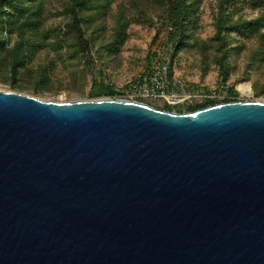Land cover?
Returning a JSON list of instances; mask_svg holds the SVG:
<instances>
[{
	"label": "water",
	"instance_id": "1",
	"mask_svg": "<svg viewBox=\"0 0 264 264\" xmlns=\"http://www.w3.org/2000/svg\"><path fill=\"white\" fill-rule=\"evenodd\" d=\"M0 264H264V100L0 88Z\"/></svg>",
	"mask_w": 264,
	"mask_h": 264
},
{
	"label": "trees",
	"instance_id": "2",
	"mask_svg": "<svg viewBox=\"0 0 264 264\" xmlns=\"http://www.w3.org/2000/svg\"><path fill=\"white\" fill-rule=\"evenodd\" d=\"M202 3L203 0H0V81L12 89L45 93L51 90V76L61 63L75 67L74 79L78 74L84 78L90 71L99 73L95 85L99 96L118 94L119 90L105 81L104 71L121 64L131 24H153L155 16L172 26L167 37L170 73L172 61L180 52L196 49L203 61L211 57L227 81L233 58L246 51V70L240 81L249 80L252 68L264 67V0H216L212 8L215 31L208 39L196 33ZM245 6L256 10L257 16L243 15ZM54 7L65 18L62 23L47 25ZM254 86L260 94L257 84ZM227 94L222 100L209 98L188 107L165 103L160 109L194 111L238 100L234 86L227 87Z\"/></svg>",
	"mask_w": 264,
	"mask_h": 264
},
{
	"label": "rangeland",
	"instance_id": "3",
	"mask_svg": "<svg viewBox=\"0 0 264 264\" xmlns=\"http://www.w3.org/2000/svg\"><path fill=\"white\" fill-rule=\"evenodd\" d=\"M216 0H203L201 5L200 23L197 35L202 39H208L213 36L214 28V12L213 6ZM57 8V6H56ZM247 18L257 16V11L252 10L249 6H245L241 12ZM64 15L58 14L55 7L48 16L47 25H56L62 23ZM159 16H155L154 23L134 22L131 24L129 32L130 36L122 47L121 64L115 69H106L104 71L105 81L112 84L118 94L114 95H98L95 93L96 82L100 78V74L94 71L86 72V76L82 78L78 74L74 79L73 66H63L59 63L57 70L51 76L50 91L35 94L32 90H17L10 88L7 84L0 81V88L5 90H16L27 94L35 95L43 99H51L58 101L76 100V99H92L99 97L121 98V94H125V89L130 83L139 81L140 77L149 69L150 58L155 53L158 46H162L164 54L169 52L168 23ZM38 54L37 58L44 56ZM246 51L236 55L233 58V70L227 81L223 80L220 74V68L212 62L211 57L203 61L196 49L183 50L176 56L171 64V73L165 81V92L169 96L173 94L189 95L198 94L187 98L180 106L188 107L196 101L205 102L209 98L224 99L227 94V87L234 86L238 92V100H264V67L252 68L250 70L249 80L240 81L245 75L246 70ZM100 67L98 63L95 66L97 71ZM245 85L246 90H242L241 85ZM255 84L262 91L256 93ZM94 92V94H93ZM137 100L144 101L154 107L162 108L167 101L163 98H139ZM179 105V104H176Z\"/></svg>",
	"mask_w": 264,
	"mask_h": 264
},
{
	"label": "built area",
	"instance_id": "4",
	"mask_svg": "<svg viewBox=\"0 0 264 264\" xmlns=\"http://www.w3.org/2000/svg\"><path fill=\"white\" fill-rule=\"evenodd\" d=\"M167 29L171 30L172 26L168 25ZM161 48L162 46H158V49H156L155 53L151 56V62L146 74L142 75L139 81L130 83L125 89L126 93L121 94V98L130 100H137L142 97L151 99L163 98L168 104L175 106L176 104L180 105V103H183L191 96H198V94H173L171 96L166 94L165 81H167L169 77L171 57L169 53L164 54Z\"/></svg>",
	"mask_w": 264,
	"mask_h": 264
},
{
	"label": "bare ground",
	"instance_id": "5",
	"mask_svg": "<svg viewBox=\"0 0 264 264\" xmlns=\"http://www.w3.org/2000/svg\"><path fill=\"white\" fill-rule=\"evenodd\" d=\"M240 88H241L242 90H246L247 87H246L245 85L242 84Z\"/></svg>",
	"mask_w": 264,
	"mask_h": 264
}]
</instances>
